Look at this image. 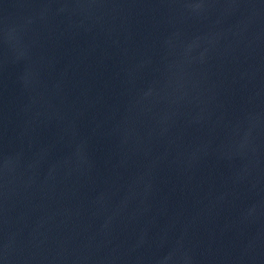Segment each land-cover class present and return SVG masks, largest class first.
<instances>
[{
    "label": "water",
    "instance_id": "1",
    "mask_svg": "<svg viewBox=\"0 0 264 264\" xmlns=\"http://www.w3.org/2000/svg\"><path fill=\"white\" fill-rule=\"evenodd\" d=\"M0 264H264V0H0Z\"/></svg>",
    "mask_w": 264,
    "mask_h": 264
}]
</instances>
